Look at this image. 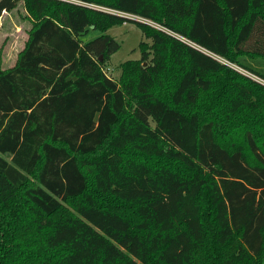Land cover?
Listing matches in <instances>:
<instances>
[{
  "label": "trees",
  "instance_id": "obj_1",
  "mask_svg": "<svg viewBox=\"0 0 264 264\" xmlns=\"http://www.w3.org/2000/svg\"><path fill=\"white\" fill-rule=\"evenodd\" d=\"M19 1L0 68V264H264V0ZM134 24L140 58L112 79ZM235 67V68H234Z\"/></svg>",
  "mask_w": 264,
  "mask_h": 264
},
{
  "label": "rangeland",
  "instance_id": "obj_2",
  "mask_svg": "<svg viewBox=\"0 0 264 264\" xmlns=\"http://www.w3.org/2000/svg\"><path fill=\"white\" fill-rule=\"evenodd\" d=\"M26 17L22 1H19L13 10L3 11L0 15V68L3 70L13 66L25 44L30 29ZM102 34L113 37L119 44V49L111 54L103 68L105 75L112 79L119 77L121 64L140 58L138 44L141 41L150 42L132 23L114 25L103 32L90 29L80 40L87 42Z\"/></svg>",
  "mask_w": 264,
  "mask_h": 264
}]
</instances>
